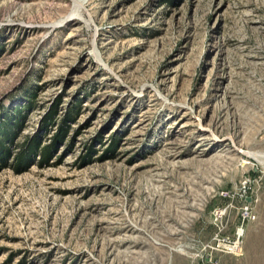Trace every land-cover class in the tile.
Instances as JSON below:
<instances>
[{"label": "rangeland", "instance_id": "374dc122", "mask_svg": "<svg viewBox=\"0 0 264 264\" xmlns=\"http://www.w3.org/2000/svg\"><path fill=\"white\" fill-rule=\"evenodd\" d=\"M0 264H264V0H0Z\"/></svg>", "mask_w": 264, "mask_h": 264}, {"label": "trees", "instance_id": "16d2710c", "mask_svg": "<svg viewBox=\"0 0 264 264\" xmlns=\"http://www.w3.org/2000/svg\"><path fill=\"white\" fill-rule=\"evenodd\" d=\"M35 141L32 140V142H30V144H28V146L26 147L25 150H22L18 156H17V165H19L20 167H24V165L28 164L26 162H28L32 157H34V155L38 152V144L34 143ZM49 148L45 149L42 151V157L46 160L47 159V154L49 153Z\"/></svg>", "mask_w": 264, "mask_h": 264}, {"label": "bare ground", "instance_id": "6f19581e", "mask_svg": "<svg viewBox=\"0 0 264 264\" xmlns=\"http://www.w3.org/2000/svg\"><path fill=\"white\" fill-rule=\"evenodd\" d=\"M262 55H263L262 53H256L254 57L260 58V57H262ZM254 155H255V154H254ZM251 157H252V156H251ZM255 157H256V156H255ZM260 157H261V156H260ZM256 159H257V158H256ZM258 160H259V159H258ZM258 160H257V161H258ZM261 161H262V159H261Z\"/></svg>", "mask_w": 264, "mask_h": 264}]
</instances>
